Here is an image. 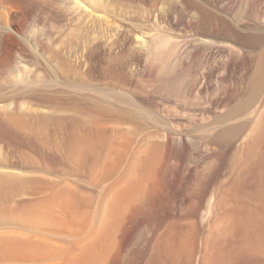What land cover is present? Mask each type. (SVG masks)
<instances>
[{
    "label": "rangeland",
    "instance_id": "rangeland-1",
    "mask_svg": "<svg viewBox=\"0 0 264 264\" xmlns=\"http://www.w3.org/2000/svg\"><path fill=\"white\" fill-rule=\"evenodd\" d=\"M0 38V149L17 169L0 264H110L121 247V264H264V249L227 258L243 224L264 232V88L212 142L239 122L216 120L248 93L264 0H0Z\"/></svg>",
    "mask_w": 264,
    "mask_h": 264
},
{
    "label": "bare ground",
    "instance_id": "bare-ground-1",
    "mask_svg": "<svg viewBox=\"0 0 264 264\" xmlns=\"http://www.w3.org/2000/svg\"><path fill=\"white\" fill-rule=\"evenodd\" d=\"M168 42L169 40L168 39H161L159 37H156L155 40H154V44H153V50L154 51H159V50H163V49H166L168 47ZM176 44V42H175ZM3 45V40L0 38V47ZM179 51V50H178ZM170 53V52H169ZM153 54V53H152ZM172 57V56H171ZM259 59H258V63H257V66L254 67V72L253 69L251 71L252 73V76H250V84H248L249 88H248V93L246 94V97L243 98L242 100H240L238 103H236V105H233V107H229V110L227 109L226 113L224 114L223 113V116L221 115V117L219 118V120L217 119L216 122L218 121V123L220 125H223L222 122H231V120L233 121V119L239 121L238 123H233L232 124H229V123H226L227 126H224V127H221V130L212 138V142L215 144V145H220L222 143V140L223 139H226V138H229L231 137L236 131H238V129L240 128L241 124L243 121H240L241 118H246V116H248L249 112L250 111H255V107H257L256 105L258 104L257 102H260V95H261V92L264 88V50L259 54ZM203 65V64H202ZM204 66V65H203ZM163 67H168V62L165 63V65H163ZM172 67V66H171ZM201 68H204L202 66H200V69ZM170 69V68H169ZM169 74V73H168ZM201 74V72H200ZM199 75V74H198ZM202 77H205L206 76H203V74H201ZM198 77H201V76H198ZM196 76V78H198ZM201 77V78H202ZM201 80V79H200ZM199 80V81H200ZM164 81V79H163ZM166 82V81H165ZM204 82V80H203ZM175 86V85H174ZM169 87V86H168ZM32 88V87H31ZM177 88V87H176ZM192 88V87H191ZM170 89V87H169ZM189 91V89H187ZM202 90V89H201ZM178 91V90H177ZM196 91H199L198 89ZM187 94V93H186ZM178 95V94H177ZM181 95V94H179ZM184 95V94H183ZM182 95V96H183ZM188 97V95L186 96ZM194 97V96H193ZM205 97V96H204ZM194 99H198L199 100V97L196 98V96L194 97ZM193 99V100H194ZM214 99V98H213ZM219 100V97L217 98ZM264 99V98H263ZM217 100V101H218ZM221 101V100H220ZM223 101V100H222ZM221 101V103H222ZM263 101V100H262ZM208 102V101H206ZM264 102V101H263ZM202 103V102H201ZM204 103V102H203ZM25 105V103H21L20 106L23 107ZM221 105V104H220ZM189 106V105H187ZM0 107H4V108H12L13 107V103H10L9 105L7 106H4V105H1ZM174 107V106H173ZM223 108V107H222ZM221 108V110H223ZM227 108V107H226ZM177 109V108H176ZM175 109V110H176ZM253 109V110H252ZM178 111V110H177ZM207 111V110H206ZM195 112V111H194ZM199 112V111H198ZM185 114V111L183 112ZM193 113V112H192ZM204 113V111H203ZM251 113V112H250ZM165 114V113H164ZM179 114V113H178ZM191 114V113H189ZM194 114V113H193ZM247 114V115H246ZM196 115V113L194 114ZM199 115V114H198ZM207 115V113L205 114ZM165 116V115H164ZM191 117H194L191 115ZM203 118H207V117H204V115L202 116ZM195 118V117H194ZM201 118V120L203 119ZM209 118V117H208ZM191 119V118H190ZM191 120H193V118ZM240 119V120H239ZM247 119V118H246ZM161 120V119H160ZM228 120V121H227ZM242 120H245V119H242ZM164 121V120H163ZM195 121V120H194ZM203 121H205L203 119ZM221 121V122H219ZM202 122V121H201ZM168 123V122H167ZM191 124V122H189ZM197 123V122H196ZM217 123V125H218ZM222 123V124H221ZM190 124H187V125H190ZM225 124V125H226ZM229 124V125H228ZM169 125V124H168ZM172 126V125H170ZM212 126V125H211ZM174 127V126H173ZM213 127L215 128V126L213 125ZM212 127V128H213ZM175 128V127H174ZM211 128V129H212ZM217 128V127H216ZM198 129V128H197ZM170 130V129H169ZM194 131H196V129H194ZM168 132V131H167ZM166 132V133H167ZM172 132V131H170ZM193 132V131H192ZM173 133V132H172ZM175 134V133H173ZM177 134V133H176ZM175 134V135H176ZM182 134V133H180ZM191 133L189 134H186L187 136L189 135L190 136ZM184 135V134H183ZM193 138V135L190 136ZM164 138V137H163ZM166 139V145L170 144L171 141L173 140V135L171 133H167V136L165 137ZM183 138V137H182ZM188 138V137H187ZM193 140V139H192ZM8 141V140H7ZM6 140L4 139H1L0 142H7ZM174 142V141H173ZM165 145V144H164ZM171 145V144H170ZM189 147V146H187ZM172 148V147H171ZM186 148V147H185ZM168 151V149H167ZM167 153V152H166ZM166 158V157H165ZM165 160V159H164ZM12 161V160H11ZM166 161V160H165ZM163 165H161V169L165 171V169H163ZM17 169H14V165L10 162V158L8 157V155L6 153H4L1 149H0V185L2 186V182H4V179L7 181V177H10L12 175L15 174V171ZM160 172V173H159ZM159 172H157V174H161V171L159 170ZM163 173V172H162ZM162 175V174H161ZM21 176V174H20ZM21 178V177H20ZM15 180V179H14ZM162 185H164L162 183ZM155 186V185H154ZM208 191V182L205 184H203V187H202V190H201V193L202 194H205L207 193ZM211 205V204H210ZM214 206V204H213ZM217 206V209H218V206L219 205H216ZM216 206H214L216 208ZM196 209L194 208H191L189 209V212L187 213L189 216V220H190V224H195V217H196ZM212 213L211 211V207H209V210L207 211V217L211 216L210 214ZM218 213V211L216 210V214ZM151 218H153V220H157V221H161L162 218L161 217H158V215H153L151 216ZM128 219V218H127ZM128 222V221H126ZM127 223H125L126 225ZM243 234H244V237L243 239H241L238 244L236 245L237 246V249H242L241 251L239 250H236L233 254L227 256V258H229L230 260L233 259V261L242 256V252H247V251H250V252H257V251H260L261 249H264V232L262 230V228L258 225V222L255 223V222H250L249 224H243L242 225V228H241ZM240 230V231H241ZM43 236V235H42ZM49 236V235H48ZM50 237V236H49ZM47 240V239H46ZM45 240V241H46ZM49 241H47L46 243H48ZM41 244V242H39ZM45 243V244H46ZM2 243L0 242V253L2 254L6 249H4V246L5 245H1ZM12 245V244H11ZM10 245V246H11ZM42 245V244H41ZM49 245H51V243L49 242ZM125 245V244H124ZM9 246V245H8ZM12 247V246H11ZM47 247L49 248V246L47 245ZM46 248V247H44ZM46 248V249H48ZM4 249V250H3ZM17 249V248H16ZM29 249V248H28ZM33 249V248H32ZM42 249V248H41ZM122 249V247H121ZM121 249L118 250V252L115 253V255L113 256V258L110 260V264H121L120 261L122 260V253L119 252ZM13 250V248L11 249ZM42 251V250H41ZM10 251H8L9 253ZM14 252H15V248H14ZM7 253V252H6ZM5 253V254H6ZM4 254V253H3ZM45 254V253H44ZM144 254V251L143 249H137L134 254L130 257V260H132L133 262H137ZM46 255V254H45ZM1 256V255H0ZM15 256V255H14ZM163 256H164V253L163 252H159V251H155L154 254H152L150 256V259H149V262L147 264H160L161 260L163 259ZM13 257V256H12ZM112 257V256H111ZM239 259V258H238ZM238 259H236L235 261H237ZM122 262V261H121ZM125 262V261H124ZM127 263V262H126ZM241 263V262H240ZM238 263V264H240ZM43 264V263H42ZM125 264V263H124ZM162 264V263H161ZM236 264V262L234 263ZM243 264V263H242Z\"/></svg>",
    "mask_w": 264,
    "mask_h": 264
}]
</instances>
